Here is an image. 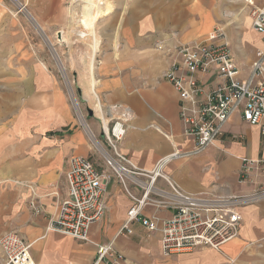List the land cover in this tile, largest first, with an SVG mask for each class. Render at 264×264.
I'll return each mask as SVG.
<instances>
[{
	"label": "crops",
	"instance_id": "crops-1",
	"mask_svg": "<svg viewBox=\"0 0 264 264\" xmlns=\"http://www.w3.org/2000/svg\"><path fill=\"white\" fill-rule=\"evenodd\" d=\"M114 1L104 18L107 35L100 41L101 50H92L95 67L81 74L77 85L88 114L77 123L61 85L41 62L39 47L29 45L25 21L11 15L0 0V237L7 230L19 232L31 243L35 264H93L97 246L109 242L117 257L98 264H264V195L239 205L238 235L221 251L197 247L162 255L158 230L136 220L130 224L131 233H119L132 201L116 178L107 184L104 213L90 225L87 240L48 228L67 195L66 158L80 155L103 165L89 133L102 139L107 109L113 116L128 114L118 149L137 171H151L172 151L193 146L179 117L180 96L164 77L175 59L167 49L203 39L219 27L241 77L255 51L264 49V34L252 28L243 0ZM255 3L264 7V0ZM156 43L164 49H157ZM200 76L206 86L218 80L215 75ZM245 158H264V134L235 112L213 146L196 156L167 161L162 172L189 193L250 195L264 189V172L254 168L243 177ZM2 178L11 182L3 183ZM135 178L129 189L140 196L138 183L148 179ZM155 185L166 187L159 177ZM33 197L39 212L28 205ZM172 212L170 207L147 204L139 216L168 218Z\"/></svg>",
	"mask_w": 264,
	"mask_h": 264
},
{
	"label": "built area",
	"instance_id": "built-area-1",
	"mask_svg": "<svg viewBox=\"0 0 264 264\" xmlns=\"http://www.w3.org/2000/svg\"><path fill=\"white\" fill-rule=\"evenodd\" d=\"M243 2L249 8L252 28L264 34V7L255 0ZM155 47L164 49L162 43H156ZM167 50H172L175 59L164 77L180 96L179 117L184 134L192 138L193 146L188 150L172 151L159 159L151 171H137L130 167L118 149L127 128L128 114L113 116L110 108L107 109L109 120H101L102 139L89 133L103 165L96 166L80 155L66 158L67 195L60 201L57 216L48 225L49 229L87 240L90 225L104 213L107 184L116 178L132 201L119 233H131L130 224L135 220L149 230L157 229L162 255L197 247L221 251L225 243L238 235L242 220L239 205L264 195V189L250 195L189 193L166 176L162 166L172 159L196 156L213 146L235 112L243 121L257 125L264 134V49L255 51L254 60L243 77L233 61L229 45L222 41L219 27H214L203 39L177 43ZM205 74L215 75L218 80L206 86L200 76ZM254 168L264 172V158L243 159L242 176L246 177ZM136 175L148 179L138 183L142 189L140 196H135L128 185L136 182ZM158 177L165 181V188L155 185ZM147 204L170 207L172 215L168 218L139 216ZM28 205L34 212L40 211L35 197L28 200ZM30 246L31 243L16 230L5 231L0 237V264H35ZM112 256L117 257L112 242L98 245L93 264Z\"/></svg>",
	"mask_w": 264,
	"mask_h": 264
},
{
	"label": "rangeland",
	"instance_id": "rangeland-1",
	"mask_svg": "<svg viewBox=\"0 0 264 264\" xmlns=\"http://www.w3.org/2000/svg\"><path fill=\"white\" fill-rule=\"evenodd\" d=\"M1 1L9 6L11 15H18L19 19L25 21L26 37L28 39L31 36L29 45L31 48L39 47V58L42 63L46 62L44 66L61 85L69 111L76 122L85 121L87 109L80 101L77 85L81 74L90 73L95 67L96 55L93 51L101 50L100 41L107 35V30L103 29L104 18L115 1L103 0L93 27L88 25L93 21L94 10L86 0ZM58 12L62 13V18L56 17ZM37 18H46L48 22L43 24ZM29 130H32V126ZM2 180L3 183L11 182L8 178Z\"/></svg>",
	"mask_w": 264,
	"mask_h": 264
},
{
	"label": "bare ground",
	"instance_id": "bare-ground-1",
	"mask_svg": "<svg viewBox=\"0 0 264 264\" xmlns=\"http://www.w3.org/2000/svg\"><path fill=\"white\" fill-rule=\"evenodd\" d=\"M89 5L92 7L94 10L93 16V21L92 23L94 24L95 20L98 18V15L101 12V5H103L104 1L103 0H86ZM86 4V3H85ZM88 12V11H87ZM90 20V19H89ZM90 23V22H89ZM101 115V114H100ZM104 122V121H103Z\"/></svg>",
	"mask_w": 264,
	"mask_h": 264
}]
</instances>
